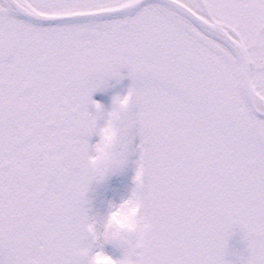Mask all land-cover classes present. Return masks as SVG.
<instances>
[{
    "label": "snow or ice",
    "instance_id": "1",
    "mask_svg": "<svg viewBox=\"0 0 264 264\" xmlns=\"http://www.w3.org/2000/svg\"><path fill=\"white\" fill-rule=\"evenodd\" d=\"M129 159L102 229L89 186ZM97 255L264 264V0H0V264Z\"/></svg>",
    "mask_w": 264,
    "mask_h": 264
},
{
    "label": "rangeland",
    "instance_id": "2",
    "mask_svg": "<svg viewBox=\"0 0 264 264\" xmlns=\"http://www.w3.org/2000/svg\"><path fill=\"white\" fill-rule=\"evenodd\" d=\"M126 76H123L125 78ZM114 90V91H113ZM123 92L125 91L124 86H121L119 89H111L108 96H103L101 98L102 103L108 105L110 103L111 95L114 92ZM134 164L132 159L121 166L119 169L105 173L102 179H94L89 186L87 195L89 197L90 211L98 213L96 216L97 221L102 228L103 221L105 216H107L108 211L112 208L113 205H118L121 200L126 199L132 188L131 176L133 174ZM94 191H99L95 195ZM135 212V206H129L124 209L123 218H117L115 226L117 228L126 226L130 223L132 215ZM105 222V221H104ZM240 236H237V238ZM236 240H232V244ZM238 241V240H237ZM229 243V250H233L234 247ZM241 245L239 249H242ZM106 249L113 255H118L119 250L114 249L110 244H106Z\"/></svg>",
    "mask_w": 264,
    "mask_h": 264
},
{
    "label": "clouds",
    "instance_id": "3",
    "mask_svg": "<svg viewBox=\"0 0 264 264\" xmlns=\"http://www.w3.org/2000/svg\"><path fill=\"white\" fill-rule=\"evenodd\" d=\"M124 101V97H120V102H123ZM108 133L106 132L105 133V136L107 137ZM101 151L103 150L102 149V146H101ZM105 173L103 171H101L98 176H97V179H102L104 177ZM123 214H124V209L122 208H111L108 213H107V217H106V225L107 224H115L117 218H123ZM96 261H97V264H108V258L106 256H103V255H97L95 258H94Z\"/></svg>",
    "mask_w": 264,
    "mask_h": 264
},
{
    "label": "flooded vegetation",
    "instance_id": "4",
    "mask_svg": "<svg viewBox=\"0 0 264 264\" xmlns=\"http://www.w3.org/2000/svg\"><path fill=\"white\" fill-rule=\"evenodd\" d=\"M112 79L115 80V78H112ZM109 83H112V81L109 80L108 85H109ZM104 89H106V88H104ZM104 89H103V90H99V89H98V90L94 91V92L92 93V97H93V99L98 100V97H99L100 95H102ZM94 138H95V136L92 137V139H94Z\"/></svg>",
    "mask_w": 264,
    "mask_h": 264
},
{
    "label": "bare ground",
    "instance_id": "5",
    "mask_svg": "<svg viewBox=\"0 0 264 264\" xmlns=\"http://www.w3.org/2000/svg\"><path fill=\"white\" fill-rule=\"evenodd\" d=\"M104 227V226H103Z\"/></svg>",
    "mask_w": 264,
    "mask_h": 264
}]
</instances>
